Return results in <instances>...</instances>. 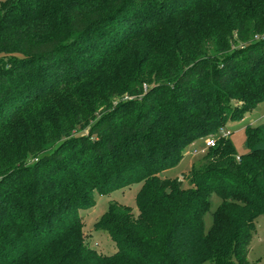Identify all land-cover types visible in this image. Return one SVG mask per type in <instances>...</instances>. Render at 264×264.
Segmentation results:
<instances>
[{"label":"trees","instance_id":"trees-1","mask_svg":"<svg viewBox=\"0 0 264 264\" xmlns=\"http://www.w3.org/2000/svg\"><path fill=\"white\" fill-rule=\"evenodd\" d=\"M263 100L264 0L0 1V264H250L264 124L161 173ZM136 183L90 247L80 211Z\"/></svg>","mask_w":264,"mask_h":264},{"label":"rangeland","instance_id":"rangeland-1","mask_svg":"<svg viewBox=\"0 0 264 264\" xmlns=\"http://www.w3.org/2000/svg\"><path fill=\"white\" fill-rule=\"evenodd\" d=\"M4 1V0H0ZM242 103L240 102L239 105ZM257 126L264 124V100L260 102L252 111L247 112L243 119L237 121H229L222 127L216 135L212 137L199 139L185 149L184 157L174 167L169 168L161 173L163 178H179L184 186H189L187 175L192 166L198 162L210 146H207V141L211 138H216L221 131L231 130L230 139L239 155L247 152L245 145L246 127L247 125ZM142 183H136L130 187L116 190L110 194H101L95 191L96 203L90 208L82 209L81 215L84 221V233L87 244L95 248L98 252L104 254H112L117 251V245L110 237L109 233L104 230H96L94 224L108 210L110 203L118 202L131 206L138 213L136 202V194L140 190ZM221 199L218 196L213 197L211 210L205 214V228L208 231L213 223V213L220 204ZM255 232L251 241L250 252L248 259L250 264H264V215L257 218L255 222ZM208 264V263H206Z\"/></svg>","mask_w":264,"mask_h":264},{"label":"built area","instance_id":"built-area-1","mask_svg":"<svg viewBox=\"0 0 264 264\" xmlns=\"http://www.w3.org/2000/svg\"><path fill=\"white\" fill-rule=\"evenodd\" d=\"M231 133H232V131L231 130H222L221 131V134H218L217 136H216V138H211V139H209L208 141H207V146H214L215 144H216V141H217V139L220 137V136H223V137H228V136H230L231 135Z\"/></svg>","mask_w":264,"mask_h":264}]
</instances>
